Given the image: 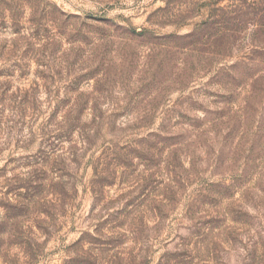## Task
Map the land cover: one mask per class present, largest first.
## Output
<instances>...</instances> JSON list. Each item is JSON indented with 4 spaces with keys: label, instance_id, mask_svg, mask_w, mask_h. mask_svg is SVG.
I'll use <instances>...</instances> for the list:
<instances>
[{
    "label": "rangeland",
    "instance_id": "obj_1",
    "mask_svg": "<svg viewBox=\"0 0 264 264\" xmlns=\"http://www.w3.org/2000/svg\"><path fill=\"white\" fill-rule=\"evenodd\" d=\"M0 264H264V0H0Z\"/></svg>",
    "mask_w": 264,
    "mask_h": 264
}]
</instances>
